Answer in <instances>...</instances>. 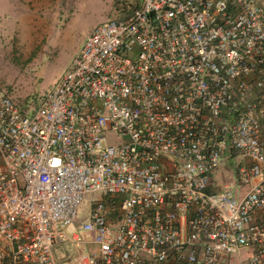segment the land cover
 <instances>
[{"label":"built area","instance_id":"2783aa9c","mask_svg":"<svg viewBox=\"0 0 264 264\" xmlns=\"http://www.w3.org/2000/svg\"><path fill=\"white\" fill-rule=\"evenodd\" d=\"M112 7L32 112L0 88V264H264V0Z\"/></svg>","mask_w":264,"mask_h":264},{"label":"rangeland","instance_id":"374dc122","mask_svg":"<svg viewBox=\"0 0 264 264\" xmlns=\"http://www.w3.org/2000/svg\"><path fill=\"white\" fill-rule=\"evenodd\" d=\"M28 2L36 10L29 8L35 12L31 19L23 20L26 24L18 21L15 26H0V88L26 114L37 107L39 96L52 88L92 26L108 18L107 13L102 14L101 8L89 0H60L61 11L53 20L38 14L41 0ZM114 14L108 19L119 18ZM53 252L56 259L59 256L63 261L71 255L69 246L64 244L57 245Z\"/></svg>","mask_w":264,"mask_h":264},{"label":"crops","instance_id":"0c3cea01","mask_svg":"<svg viewBox=\"0 0 264 264\" xmlns=\"http://www.w3.org/2000/svg\"><path fill=\"white\" fill-rule=\"evenodd\" d=\"M28 1L29 0H0V8L3 9V12L0 14L1 17L0 26L3 24H7L8 26L10 25L15 26L16 25L15 23L18 21H19L18 24H26L23 20L25 18L31 19L33 13L35 12L34 11L32 13V11L29 10V8L31 7L35 8V6H33V4L29 3ZM89 1L97 5L99 8H101L102 14L106 16L107 13L108 18H110V16L112 15L113 16L115 15L112 7V0H108V2H106V0H89ZM37 10H38V14H42L45 19L47 17V19L51 18V20H53L56 18L57 12L61 11L60 0H41V3L39 4ZM58 19L59 18H57V21ZM6 20L7 22H5ZM99 23L97 22L96 24H94L92 28Z\"/></svg>","mask_w":264,"mask_h":264}]
</instances>
